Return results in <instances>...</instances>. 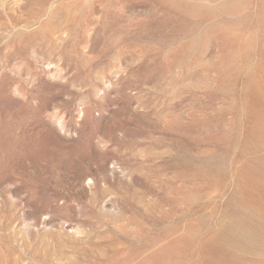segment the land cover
Instances as JSON below:
<instances>
[{"label": "rangeland", "instance_id": "obj_1", "mask_svg": "<svg viewBox=\"0 0 264 264\" xmlns=\"http://www.w3.org/2000/svg\"><path fill=\"white\" fill-rule=\"evenodd\" d=\"M0 264H264V0H0Z\"/></svg>", "mask_w": 264, "mask_h": 264}]
</instances>
